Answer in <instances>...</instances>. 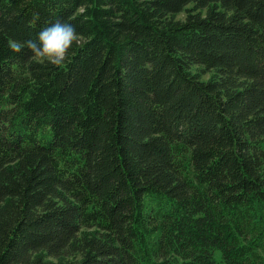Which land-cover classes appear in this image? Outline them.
<instances>
[{
	"label": "trees",
	"instance_id": "trees-1",
	"mask_svg": "<svg viewBox=\"0 0 264 264\" xmlns=\"http://www.w3.org/2000/svg\"><path fill=\"white\" fill-rule=\"evenodd\" d=\"M0 264H264V0H0Z\"/></svg>",
	"mask_w": 264,
	"mask_h": 264
},
{
	"label": "clouds",
	"instance_id": "clouds-1",
	"mask_svg": "<svg viewBox=\"0 0 264 264\" xmlns=\"http://www.w3.org/2000/svg\"><path fill=\"white\" fill-rule=\"evenodd\" d=\"M78 41L76 26L70 22L59 20L43 27L36 36V39H29L24 46L30 49L34 57L43 59L47 63L60 66L68 56L73 44ZM20 43L12 45L15 51L21 48Z\"/></svg>",
	"mask_w": 264,
	"mask_h": 264
},
{
	"label": "rangeland",
	"instance_id": "rangeland-1",
	"mask_svg": "<svg viewBox=\"0 0 264 264\" xmlns=\"http://www.w3.org/2000/svg\"><path fill=\"white\" fill-rule=\"evenodd\" d=\"M185 15H186V12H182V13H180L179 15H178V18H184L185 17ZM210 76V73L209 72H207V73H205L204 75H203V78H208Z\"/></svg>",
	"mask_w": 264,
	"mask_h": 264
}]
</instances>
